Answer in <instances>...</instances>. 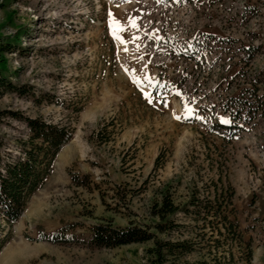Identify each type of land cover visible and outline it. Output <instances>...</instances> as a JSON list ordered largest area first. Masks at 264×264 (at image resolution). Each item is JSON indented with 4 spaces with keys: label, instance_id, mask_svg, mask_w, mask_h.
Returning a JSON list of instances; mask_svg holds the SVG:
<instances>
[{
    "label": "rangeland",
    "instance_id": "rangeland-1",
    "mask_svg": "<svg viewBox=\"0 0 264 264\" xmlns=\"http://www.w3.org/2000/svg\"><path fill=\"white\" fill-rule=\"evenodd\" d=\"M16 38L0 64L24 93L0 97L1 159L27 135L15 113L73 138L0 264H150L151 243L91 248L90 228L152 226L160 190L183 204L217 166L251 264H264V0H0V40Z\"/></svg>",
    "mask_w": 264,
    "mask_h": 264
},
{
    "label": "trees",
    "instance_id": "trees-1",
    "mask_svg": "<svg viewBox=\"0 0 264 264\" xmlns=\"http://www.w3.org/2000/svg\"><path fill=\"white\" fill-rule=\"evenodd\" d=\"M13 43L17 38L0 40V54L9 52ZM4 62L0 64V97L9 92L22 95L21 87L10 82ZM12 115L28 131L16 146L18 156L7 162L0 156V218L5 223L0 248L8 241L29 199L49 176L56 156L73 138L70 125ZM216 170L207 188L201 194L193 188L183 204L175 203L169 186L160 190L150 206V216L156 219L152 226L130 223L121 227L105 220L90 228L87 244L96 249H113L151 243L146 250L150 264H237L236 254L243 264H251V243L243 238L232 203L235 191L225 180L223 168L217 166ZM192 255L197 258L189 260Z\"/></svg>",
    "mask_w": 264,
    "mask_h": 264
},
{
    "label": "snow or ice",
    "instance_id": "snow-or-ice-1",
    "mask_svg": "<svg viewBox=\"0 0 264 264\" xmlns=\"http://www.w3.org/2000/svg\"><path fill=\"white\" fill-rule=\"evenodd\" d=\"M110 15H111V13H110ZM113 23H115V21H114ZM130 24H131L132 27H135V26H136L134 20L130 21ZM117 31H123V29L118 28V27H117V28H114V29H113V34L115 35V33H116ZM117 38H119V37H117ZM186 111L188 112V115H191V110H190V109H187ZM175 118H176L177 120L180 119L179 116H176ZM222 122H225V123H226L227 121H222Z\"/></svg>",
    "mask_w": 264,
    "mask_h": 264
}]
</instances>
